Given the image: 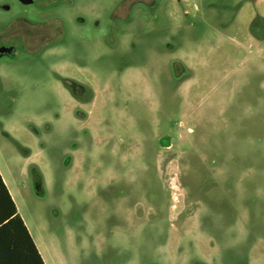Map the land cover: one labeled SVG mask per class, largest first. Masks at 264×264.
Instances as JSON below:
<instances>
[{"label": "rangeland", "instance_id": "obj_1", "mask_svg": "<svg viewBox=\"0 0 264 264\" xmlns=\"http://www.w3.org/2000/svg\"><path fill=\"white\" fill-rule=\"evenodd\" d=\"M3 2L0 173L45 264H264V0Z\"/></svg>", "mask_w": 264, "mask_h": 264}, {"label": "trees", "instance_id": "obj_2", "mask_svg": "<svg viewBox=\"0 0 264 264\" xmlns=\"http://www.w3.org/2000/svg\"><path fill=\"white\" fill-rule=\"evenodd\" d=\"M0 264H45L1 174Z\"/></svg>", "mask_w": 264, "mask_h": 264}, {"label": "water", "instance_id": "obj_3", "mask_svg": "<svg viewBox=\"0 0 264 264\" xmlns=\"http://www.w3.org/2000/svg\"><path fill=\"white\" fill-rule=\"evenodd\" d=\"M22 4H30L32 3L33 0H18ZM10 4L9 3H0V9L7 11L10 9ZM15 54L14 48L11 45H0V57L4 55H9L12 56Z\"/></svg>", "mask_w": 264, "mask_h": 264}, {"label": "flooded vegetation", "instance_id": "obj_4", "mask_svg": "<svg viewBox=\"0 0 264 264\" xmlns=\"http://www.w3.org/2000/svg\"><path fill=\"white\" fill-rule=\"evenodd\" d=\"M18 3H20L18 0H16ZM22 4V3H21ZM23 5H26V6H31V7H34V8H39L41 7V5L37 2V0H33L32 3L30 4H23ZM1 10V9H0ZM0 45H11L13 46L14 48V51L17 52L18 50L22 49L23 47L20 45H17L16 43H12V42H5L3 41L2 39H0ZM6 57H9V58H13L15 55H12V56H9V55H4ZM71 82L74 84V85H79L80 83L75 81V79H72Z\"/></svg>", "mask_w": 264, "mask_h": 264}, {"label": "crops", "instance_id": "obj_5", "mask_svg": "<svg viewBox=\"0 0 264 264\" xmlns=\"http://www.w3.org/2000/svg\"><path fill=\"white\" fill-rule=\"evenodd\" d=\"M260 2H261V0H255V3H256V5L258 6V5H260ZM263 18H264V15H261ZM1 174V173H0ZM1 177H2V175H1ZM3 179V178H2ZM3 181H4V179H3ZM4 183H5V181H4ZM6 184V183H5ZM7 186V185H6ZM8 188V187H7ZM8 191H9V193H10V195H11V197H12V199H13V196H12V194H11V192H10V190H9V188H8ZM17 208V207H16ZM17 211H18V209H17ZM24 221V220H23ZM24 223H25V221H24ZM25 225H26V223H25ZM26 227H27V225H26ZM27 229H28V227H27ZM28 231H29V229H28ZM30 233V232H29ZM33 238V237H32ZM35 242V241H34ZM37 246V245H36ZM39 250V249H38ZM41 254V253H40ZM45 262V261H44Z\"/></svg>", "mask_w": 264, "mask_h": 264}]
</instances>
